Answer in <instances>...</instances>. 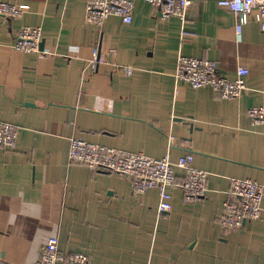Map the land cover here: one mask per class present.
Instances as JSON below:
<instances>
[{
	"label": "crops",
	"instance_id": "crops-1",
	"mask_svg": "<svg viewBox=\"0 0 264 264\" xmlns=\"http://www.w3.org/2000/svg\"><path fill=\"white\" fill-rule=\"evenodd\" d=\"M4 1L22 14L0 15V121L18 129L17 146L0 148V264H37L52 234L94 264H264V210L239 229L221 217L234 178L264 182V124L247 113L264 105L260 25L248 22L239 39L237 15L219 0H193L184 21L136 0L133 21L110 15L100 27L86 20L88 0ZM25 25L43 29L37 52L13 47ZM180 54L216 59L231 79L245 65L248 88L230 100L177 83ZM72 136L170 153L172 210H159L156 186L135 197L128 177L71 162ZM187 153L209 175L195 201L176 164Z\"/></svg>",
	"mask_w": 264,
	"mask_h": 264
},
{
	"label": "built area",
	"instance_id": "built-area-1",
	"mask_svg": "<svg viewBox=\"0 0 264 264\" xmlns=\"http://www.w3.org/2000/svg\"><path fill=\"white\" fill-rule=\"evenodd\" d=\"M157 11L160 20L167 21L179 17L187 18L193 0H147ZM220 5L233 10L237 15V35L240 39L245 24L257 22L264 31V0H219ZM136 0H88L86 20L95 26H101L110 15L119 16L124 22L134 19ZM22 14L16 1L0 0V15L7 19ZM41 26L25 25L13 43L15 49L25 53L40 50L43 40ZM133 66H126L129 73ZM249 68L240 65L237 77L228 78L220 72L216 59L180 54L176 65L177 83L192 88L210 86L224 99L239 98L248 88ZM254 122L264 124V105H254L247 111ZM18 129L10 122L0 121V148L14 149L17 146ZM69 159L71 162H85L94 170H105L128 177L132 183L135 197H142L148 188L158 187L160 194L159 210L170 211L173 208L171 186L176 180L173 170L175 162L170 153L163 157H151L143 152H130L90 142L81 137L70 138ZM194 154L181 155L176 164L186 171L182 183L184 197L188 201L201 199L208 190L207 171L197 168ZM264 182L251 178H234L229 190V197L224 201L221 213L222 224L226 228L239 229L244 221L256 219L263 213ZM37 264H94L86 252L73 254L60 250V237L52 234L43 245Z\"/></svg>",
	"mask_w": 264,
	"mask_h": 264
},
{
	"label": "water",
	"instance_id": "water-1",
	"mask_svg": "<svg viewBox=\"0 0 264 264\" xmlns=\"http://www.w3.org/2000/svg\"><path fill=\"white\" fill-rule=\"evenodd\" d=\"M43 42V41H42ZM42 42H41V44H42Z\"/></svg>",
	"mask_w": 264,
	"mask_h": 264
}]
</instances>
